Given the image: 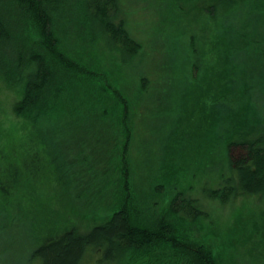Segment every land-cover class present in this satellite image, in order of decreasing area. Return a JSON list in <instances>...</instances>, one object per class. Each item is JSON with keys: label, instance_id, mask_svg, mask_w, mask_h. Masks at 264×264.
I'll return each mask as SVG.
<instances>
[{"label": "trees", "instance_id": "16d2710c", "mask_svg": "<svg viewBox=\"0 0 264 264\" xmlns=\"http://www.w3.org/2000/svg\"><path fill=\"white\" fill-rule=\"evenodd\" d=\"M178 1L152 8L184 10ZM197 10L205 21L198 34H180L175 19L148 51L131 34L120 0H0V83L14 96L11 112L0 113V264H83L92 252L100 264H224L205 237L206 205L158 161L160 145L149 146L153 161L141 173L150 174L148 185L130 152L142 123L144 142L158 144L173 104L190 102L207 118L204 138L225 148L218 182L203 192L220 204L264 195V0H198ZM116 66L135 73V95L119 85ZM107 141L121 151L102 153L99 162ZM33 146L65 190L43 233L37 224L48 198L27 191ZM106 166L116 171V204L106 219L89 229L69 217L54 224L64 215L60 199L85 181L87 192L100 186ZM22 226L29 234L21 236ZM255 249L264 264L259 224Z\"/></svg>", "mask_w": 264, "mask_h": 264}, {"label": "rangeland", "instance_id": "374dc122", "mask_svg": "<svg viewBox=\"0 0 264 264\" xmlns=\"http://www.w3.org/2000/svg\"><path fill=\"white\" fill-rule=\"evenodd\" d=\"M158 1L162 0H120V5L127 11L124 15L127 17L129 30L135 38L143 43L144 50L150 51L155 48L159 32L163 31V34H165L166 31L164 32V29L167 28L168 30L175 19L180 25V34L185 32L188 37V35L198 34L201 31V23H205V21L198 13V0H189L188 2L179 0L176 6L179 5L184 10L180 11L179 8L173 11L174 9L170 7L171 10L169 9L163 13L162 6L155 9L152 8L153 5L158 4ZM159 20H163L165 24L159 26ZM186 36L182 40L184 46L188 45L186 43ZM181 46L182 42L180 44ZM116 68L119 72L117 74L119 85L124 91H129L135 95V83L130 79L133 72L128 67H125L126 69L121 67V70L117 66ZM13 101V94L0 83V113H10L11 109H13ZM253 101L254 99L248 97V108L251 111L255 109ZM191 107L192 104L190 102H186L185 104L179 103V105L173 104L169 115L164 118L165 125L163 129L157 135L158 144H147L144 142V138L147 136V129L145 130L144 123L138 127V130H134V138L132 139L130 149L132 165L135 167L138 175L142 177L144 183L148 185L150 174L144 173V176H142L141 173L142 171L150 169L148 162L153 161L154 155L152 153H155L153 149L150 150L151 147L160 145L156 149V153L163 157L158 159V161H162L163 164L171 166L176 173L174 179L180 180L186 188L189 187L187 189L188 193L198 197L206 205L210 219L203 223L205 237L207 242L220 255L219 257H221L223 263L255 264L256 262L261 264V260L259 262L255 260V256L261 254L255 249V225L259 224L264 228V195L240 196L224 204H220L218 200L207 197L203 189H205V185L209 187L216 186L219 169L223 166L224 162L225 148L223 147V142L220 140L219 144H213L209 134L207 138H204L205 121L207 118L204 115L203 117L198 115L191 110ZM8 123L13 122L9 121ZM209 128H213V123H209ZM120 141L122 142L123 140L120 139ZM110 144L112 143L107 141V143H104L102 152H99V154L97 152L98 155L96 157H98L99 162L102 160L104 162L102 153L111 157V152L116 153L121 151L122 147L120 143L117 151H113ZM37 153H39L38 147L33 146V157L28 162L26 169L28 172L27 185L29 186L27 191L32 192L31 194H38L48 198V206L40 207L41 212L39 216L41 219L37 224V226H41V233H43V230L48 228V220L44 218L57 205L56 196L65 190L57 184L55 176L51 177L48 174L49 167L43 161L42 156L36 157ZM99 167H102V165ZM96 170L100 176L99 169L96 168ZM114 170L106 166L104 171L105 175L101 178L102 182L100 186H95L94 188L89 187L88 192L86 181L83 184L84 189L68 191L67 194L69 195L63 197V200L60 199L58 202L63 207V209H57L59 211L58 213L64 215L54 224L67 223L66 217H69V220L74 221L75 226L89 229L95 223L104 221L107 214L113 210L116 204V201L113 199L115 195L113 198L111 196L113 192L111 186L116 179V171ZM24 190L26 189L24 188ZM87 195L90 196L89 199H86ZM159 200L161 204H164L162 198H159ZM32 204L35 206L34 202ZM50 204L52 205L49 206ZM25 205L27 207L29 206L27 203ZM18 213L19 208L15 209L14 215L17 218H23L22 220L20 218V222H24V217ZM21 232V236L29 234L28 229H25L24 226L21 227ZM23 248H29V244ZM27 251L25 250L19 256V261H24L29 254ZM99 257V254L92 252L83 264H100L98 262ZM259 258L257 256L256 259ZM33 264L40 263L35 262Z\"/></svg>", "mask_w": 264, "mask_h": 264}, {"label": "bare ground", "instance_id": "6f19581e", "mask_svg": "<svg viewBox=\"0 0 264 264\" xmlns=\"http://www.w3.org/2000/svg\"><path fill=\"white\" fill-rule=\"evenodd\" d=\"M245 203V202H244Z\"/></svg>", "mask_w": 264, "mask_h": 264}]
</instances>
